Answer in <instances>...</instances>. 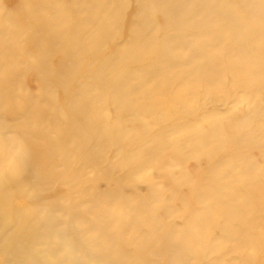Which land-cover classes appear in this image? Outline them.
<instances>
[{
	"label": "rangeland",
	"instance_id": "obj_1",
	"mask_svg": "<svg viewBox=\"0 0 264 264\" xmlns=\"http://www.w3.org/2000/svg\"><path fill=\"white\" fill-rule=\"evenodd\" d=\"M0 264H264V0H0Z\"/></svg>",
	"mask_w": 264,
	"mask_h": 264
}]
</instances>
